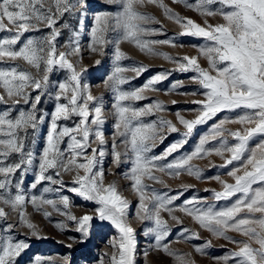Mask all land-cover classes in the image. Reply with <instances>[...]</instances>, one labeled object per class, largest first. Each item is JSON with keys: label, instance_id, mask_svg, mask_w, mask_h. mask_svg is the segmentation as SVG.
Returning a JSON list of instances; mask_svg holds the SVG:
<instances>
[{"label": "snow or ice", "instance_id": "6c2138e0", "mask_svg": "<svg viewBox=\"0 0 264 264\" xmlns=\"http://www.w3.org/2000/svg\"><path fill=\"white\" fill-rule=\"evenodd\" d=\"M105 3L115 10L94 14L87 50L103 56L106 46L114 45L112 69L103 80L104 87L114 96L115 131L110 151L105 148L107 141L102 131L106 122L102 97L94 96L91 84L84 79L89 68L77 70L83 59L80 33L64 20L67 15L78 20L82 27L87 0H0V32H7L0 37V65H3L0 66V105L5 106L0 111V221L5 222L0 228V264H19V257L30 247L26 240L15 238L14 229H26L25 235L37 239L47 238L41 236L39 225L26 211L28 205L62 233L74 225L81 243L88 239L94 219L108 222L118 235L108 242L113 251L110 257L104 253L100 264H105L106 257L108 264H135V229L129 222L131 204L116 180L106 182L103 162L108 155L117 168L122 163L130 165L124 179L137 199L135 218L148 222L144 235L154 240L145 249V256L150 251H161L172 257L175 264H194L191 253L171 248L172 241L168 240L171 228L162 213L182 225L183 220L176 214L180 212L212 237L236 246V250L216 258L218 261L264 264V0H194L193 3L172 0L173 4H182L204 17L203 24L180 15L164 0H105ZM146 3L154 4L165 18L179 25V36L204 41L191 46L196 55L173 57L155 47H184L176 44V36L144 38L165 35L163 25L152 27L160 23L156 16L139 10ZM209 17L215 22H210ZM61 20L64 23L59 24ZM45 28L48 31L40 37L22 39L26 33ZM63 29L70 35L60 44L58 38ZM122 42L133 44L147 55L162 57L175 67L152 76L139 88L124 89L123 85L133 78L126 73L139 77L148 69L140 63L121 64L129 58L121 50ZM201 59L207 67L201 65ZM100 64L101 60H95L94 65ZM55 71H64L65 78L53 81L51 75ZM172 71L194 73L190 80L198 87L192 92H180L184 85L178 81L163 90L165 95L175 92L203 99L192 101L198 106L189 110L195 113L193 119H186L180 111L175 113L176 121L185 129L182 138L156 155L152 154L156 142L162 143L168 134L178 132L177 123L163 116L145 121V117L168 110L161 100L143 107L135 106L134 102L148 99L144 95L146 90L161 91L156 85ZM44 96L54 103L51 112L38 107ZM237 110V115L225 116L211 124L191 152L173 156L180 152L197 126L208 124L218 113ZM45 123L48 127L44 146L37 155L35 137ZM228 124L240 127L233 130L226 127ZM93 142L96 147H91ZM121 145L123 151L119 150ZM212 155L223 163L216 165L209 161L211 167L232 166L226 175L234 182L222 179L219 174L205 177L204 170L191 163ZM17 172L19 179H15ZM29 172L34 180L26 192L24 176ZM157 173L170 178L186 173L197 180L212 179L220 184L221 190L205 189L212 192L216 203L197 196L177 203L193 186L181 184L179 189H171ZM66 175H70V180H65ZM157 183L167 190L153 187ZM40 185L43 187L39 194L31 191ZM65 193L93 202V214L75 215L71 210L72 197ZM220 201L231 202L218 206ZM53 213L63 219L53 221ZM11 214L16 219L7 222ZM229 232L246 239H236ZM193 239H200L199 231L180 229L178 242ZM211 246L212 241L206 240L193 248L205 255ZM63 259L67 264V258ZM35 264H55V261L45 262L37 257Z\"/></svg>", "mask_w": 264, "mask_h": 264}, {"label": "rangeland", "instance_id": "374dc122", "mask_svg": "<svg viewBox=\"0 0 264 264\" xmlns=\"http://www.w3.org/2000/svg\"><path fill=\"white\" fill-rule=\"evenodd\" d=\"M166 4H168L174 11L179 13L184 17H189L196 21L197 23L203 24L204 17L200 16L197 12L191 11L185 8L182 4H173L172 0H164ZM189 3H193L194 0H188ZM104 10L114 11V6H110L105 3V0H87V10L86 16L84 20V24L81 27L78 20L71 19L67 15L64 20H68V22L73 26V28L80 33V44L83 49V59L80 64L77 65V70L81 67L87 66L89 68L88 74L84 77L91 84V92L94 96L102 97V103L104 107V116H105V124L102 126V131L107 141L105 148L110 151L111 141L113 138L114 129V117H113V109L112 103L114 101V96L112 91L106 89L103 85V80L107 77V75L111 72L112 69V61L114 55V45H108L105 48V54L103 56L98 54L90 53L87 50V44L90 41V30L93 26L94 14L99 13ZM142 12H147L156 16L159 20V24H153L152 27L159 28L163 25V30L165 35H154V36H146L145 39H167L172 36H176V44L184 45V47H171L168 45H156L155 47L162 52H167L173 57H182L183 55H196L195 48L191 47L192 45L202 44L204 41L200 38L190 37V36H179L180 27L174 21L168 20L165 18L157 7L154 4H145L144 7L139 9ZM210 22H215V20L211 17L208 18ZM218 19V18H217ZM64 20H61L59 24L64 23ZM59 24L57 26H59ZM48 29H43L42 31L29 32L26 33L22 39H26L28 37H40L44 35ZM7 35V32H0V37ZM70 33L67 29L62 30L61 36L58 38L60 44H63L69 37ZM111 35V34H110ZM121 50L126 53L129 57L128 59H124L121 61V64L124 66H130L135 63L143 64L147 67V71L141 74L139 77H135V74L132 72L126 73L127 76L133 77L129 83L123 85L124 89H135L141 87L145 82L149 80L152 76L165 71L171 70L175 67L174 64L166 61L162 57L158 56H150L143 52H141L138 48H136L133 44L128 42H122ZM75 59V58H71ZM101 60V64L96 66L94 65L95 60ZM202 66L207 67L206 61L203 59L200 60ZM3 66V65H0ZM66 73L64 71H55L51 75V79L53 81L62 80L65 78ZM194 73L187 72L182 73L178 71H172L167 79L159 82L156 85L157 89L161 91H151L146 90L144 95L148 97V99L136 101L135 106L143 107L147 104L152 103L153 100H161L167 107V111L157 113L153 116L145 117V121H151L156 119L158 116H163L165 119L172 120L173 123H177V127L179 129L178 132H173L167 135L166 139L163 142L157 141L152 154H161L171 145L173 142L179 141L182 137L181 134L185 131L182 125H179L176 121L175 113L180 111L181 114L186 119H193L195 117V113L193 111H189L191 109H195L198 106L193 104V100L203 99L202 96H192V95H180L175 92L165 95L163 90L170 88V86L174 82H183V87L179 90L180 92H192L194 91L198 85L194 84L190 77L193 76ZM35 95V93H33ZM172 101H176L175 104ZM4 105H0V111L4 110ZM38 107L46 112H51L54 108L53 101L44 96L38 105ZM239 113V110L236 112H221L218 113L213 120L209 121L206 125L197 126L194 130L192 136L188 139V142L180 149V152L173 153V156L179 155L184 152H191L194 148V145L198 141L200 135L207 132L208 127L216 123L219 119H222L225 116H235ZM15 115V112L13 113ZM50 119V117H49ZM62 123H67L71 126L72 122L67 121ZM47 123L41 125L36 133V144L35 150L36 154L39 155L40 151L44 146L45 136L47 133ZM226 127L231 128L233 130L240 127L238 124H228ZM231 140V137H229ZM255 143V141L253 142ZM31 140H29V147H31ZM96 143L93 142L91 147H96ZM120 151H123V145L120 146ZM89 154H91V149H89ZM15 158V157H14ZM172 157H169L171 159ZM209 161L213 162L216 165H220L223 161L214 155L206 157L205 159H194L191 163L195 166L200 167L204 170L205 177H212L217 174L221 176L222 179L228 180V182H234L229 177H227L226 172L232 167L229 166L228 169L219 168V167H211ZM103 167L106 172V182L111 180H116L120 185L123 195L129 199L131 208L129 213V222L131 226L135 229V239H136V250L134 255L135 264H175L172 257L165 255L161 251H150L147 256L144 255L145 249L149 246V244L154 243L152 237H146L144 235V228L147 226L148 222H141L135 218L136 211V203L137 199L135 194L132 192L130 187H128L129 182L124 179V173L128 171L130 165L127 163H122L119 168H117L112 163V157L110 155L104 158ZM114 173V174H113ZM161 178L165 181L167 186L171 189L177 190L181 184H189L193 187L184 193V196L181 197L180 201L177 203H181L184 199L191 198L192 196H197L199 198H204L208 203H216L212 199V192L205 191V189H215L221 190L220 184L212 179H201L197 180L195 177L189 176L186 173H182L179 177L170 178L164 174L157 173ZM20 178V173L17 172L15 179ZM34 177L31 172L27 173L24 176V187L27 192L30 188V184L33 182ZM65 180H70V175L65 176ZM151 183V182H149ZM43 187V185L38 186L37 189L31 190L33 193L39 194V189ZM153 187L166 191L167 189L162 184H153ZM14 191V189H13ZM72 197L73 207L72 212L77 215L93 214L92 210L95 208V204L93 202L84 201L82 198L74 196L71 193H65ZM235 199V198H233ZM231 201H220L218 202V206H222L230 203ZM7 210V209H6ZM51 210V209H49ZM26 211L31 215V219L40 228V234L43 237H47L45 239H37L30 235H25L26 229L16 228L13 231V235L16 239H24L26 240L30 247L25 250L22 255L19 257V264H35V260L37 257L41 258L45 262L51 259L55 261V264H64V259L67 258V264H100L101 256L104 253H108L109 257L113 251V249L109 246L108 242L115 236L118 235L117 230L113 228L108 222H101L99 220L94 219L92 222V226L90 229V234L87 240L84 242H80V234L74 231V225H72L65 232L58 231L52 223L48 220H45L43 216L39 213L33 211L31 205H28ZM183 220L182 225H177L175 222L171 221L167 216V213H162L164 218L168 220L169 226L171 228V234L168 240L172 241L170 247L178 250L182 253H191L190 259L194 261V264H223L222 260H217L216 258H221L227 255L229 252L236 250V246L232 243H229L223 239H217L211 236L206 230L200 229L197 224H195L190 217L184 215L183 213H176ZM16 219L15 214H11L7 222H13ZM63 219L58 214L53 213L52 220H60ZM4 221H0V228L4 226ZM182 227H188L193 230L199 231L200 239H193L189 242H178L177 236ZM228 235L234 236L236 239L244 240L246 237H243L237 233L229 232ZM69 237H75V240H70ZM211 240L212 246L206 249V254L201 255L194 251V245H202L204 241ZM71 244L72 247L69 248L67 245ZM255 247L256 245L253 244ZM105 264H108V258H105ZM231 264V261L229 262Z\"/></svg>", "mask_w": 264, "mask_h": 264}]
</instances>
